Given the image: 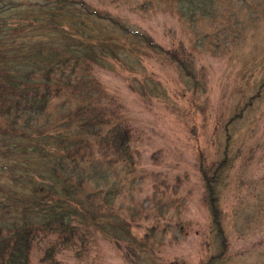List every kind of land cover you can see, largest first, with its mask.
<instances>
[{
  "label": "rangeland",
  "instance_id": "rangeland-1",
  "mask_svg": "<svg viewBox=\"0 0 264 264\" xmlns=\"http://www.w3.org/2000/svg\"><path fill=\"white\" fill-rule=\"evenodd\" d=\"M85 1L159 47L121 37L134 46L119 50L126 58L90 69L101 101L132 128V161L108 165L120 190L105 227L68 244L43 233L32 262L55 244L58 264H264V0H216L196 21L175 0ZM225 159L221 236L201 164L212 171Z\"/></svg>",
  "mask_w": 264,
  "mask_h": 264
},
{
  "label": "trees",
  "instance_id": "trees-1",
  "mask_svg": "<svg viewBox=\"0 0 264 264\" xmlns=\"http://www.w3.org/2000/svg\"><path fill=\"white\" fill-rule=\"evenodd\" d=\"M215 1L175 4L182 18L196 21ZM121 37L159 47L141 28L85 0H0V264H34L33 242L43 233L68 244L87 239L84 227H105L106 205L120 190V171L108 165L132 161V128L101 101L90 69L126 58L119 50L134 46ZM56 99H63L59 106ZM226 162L212 171L201 164L221 236L217 184ZM55 251L51 244L41 264H58Z\"/></svg>",
  "mask_w": 264,
  "mask_h": 264
}]
</instances>
